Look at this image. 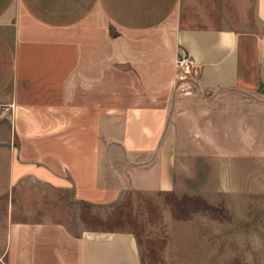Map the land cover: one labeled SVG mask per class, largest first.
I'll return each mask as SVG.
<instances>
[{"label": "crops", "instance_id": "obj_1", "mask_svg": "<svg viewBox=\"0 0 264 264\" xmlns=\"http://www.w3.org/2000/svg\"><path fill=\"white\" fill-rule=\"evenodd\" d=\"M183 55L202 93L264 97V0H0V264H149L122 213L100 211L176 194L165 138ZM70 197L90 211L70 216ZM251 216L220 219L244 250L221 264L261 263Z\"/></svg>", "mask_w": 264, "mask_h": 264}, {"label": "rangeland", "instance_id": "obj_2", "mask_svg": "<svg viewBox=\"0 0 264 264\" xmlns=\"http://www.w3.org/2000/svg\"><path fill=\"white\" fill-rule=\"evenodd\" d=\"M176 73L180 79L178 92L172 97L167 131L170 135L165 138L177 154L176 194L166 197L168 205L164 197L158 200L133 196L110 211L102 209L100 213L106 215L101 216L117 222L121 212L120 221H125L124 227L135 229L142 255L149 264H183V259L190 255L198 260L211 256L208 264H221L223 254L229 251L239 254L244 250L227 248L224 240L231 233L227 236L221 231L220 219L230 215L234 221L241 220L245 219L240 217L242 214L249 213L250 219L261 225V231L253 237L246 234V238L259 242L255 256L264 264V97L250 98L229 92L212 98L202 93L190 74L181 72L177 64ZM225 111L228 115H222ZM246 125L251 133L252 128L261 131V137L255 131L254 138L245 137L241 132H247ZM192 196L207 199L211 205L209 212L187 217L181 209L178 216L187 218H174L171 210L178 208L183 199L192 206ZM68 209L70 216L73 212L78 215L90 211L87 206L74 203L71 197ZM51 215L56 218L54 209ZM126 222L130 224L127 226ZM190 234L192 239L196 238L192 244Z\"/></svg>", "mask_w": 264, "mask_h": 264}, {"label": "trees", "instance_id": "obj_3", "mask_svg": "<svg viewBox=\"0 0 264 264\" xmlns=\"http://www.w3.org/2000/svg\"><path fill=\"white\" fill-rule=\"evenodd\" d=\"M189 199H191V198H189ZM190 201L192 203V206H189V204H188L189 201L186 199H183L182 201H180L178 204V208L173 209L175 215H178L177 213H180L181 209H182V211H185L187 213V217H188V215L191 213H196V212H199L202 210H208L209 208H211V206L208 205L205 201H201V200L196 201L194 199L190 200ZM181 205H183V207H181Z\"/></svg>", "mask_w": 264, "mask_h": 264}, {"label": "built area", "instance_id": "obj_4", "mask_svg": "<svg viewBox=\"0 0 264 264\" xmlns=\"http://www.w3.org/2000/svg\"><path fill=\"white\" fill-rule=\"evenodd\" d=\"M176 64L177 68L186 75H192L193 73H195L197 67L196 63L192 60V58L186 55L180 56L177 59Z\"/></svg>", "mask_w": 264, "mask_h": 264}]
</instances>
